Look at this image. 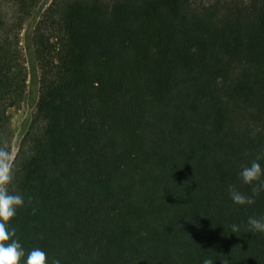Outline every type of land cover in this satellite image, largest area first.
I'll use <instances>...</instances> for the list:
<instances>
[{"label":"trees","instance_id":"1","mask_svg":"<svg viewBox=\"0 0 264 264\" xmlns=\"http://www.w3.org/2000/svg\"><path fill=\"white\" fill-rule=\"evenodd\" d=\"M39 1L0 7V147L38 97L9 185L21 264H264V192L228 193L264 153V0Z\"/></svg>","mask_w":264,"mask_h":264},{"label":"clouds","instance_id":"2","mask_svg":"<svg viewBox=\"0 0 264 264\" xmlns=\"http://www.w3.org/2000/svg\"><path fill=\"white\" fill-rule=\"evenodd\" d=\"M245 155L251 154L245 152ZM262 158L264 153L256 155L250 164L241 165L239 178L243 184L251 186L250 194L239 191L235 185L228 186L229 196L235 204L252 205L255 203V197L264 192V168L259 162ZM13 159L6 146L0 147V264H21L22 258L26 255L19 240L14 238L16 229L9 228L17 209L25 204L23 195L9 191V185L14 180ZM247 223L250 231L264 233V217H249ZM238 231L239 227L232 225V232ZM24 264H48L47 254L39 248H34L27 253ZM51 264H60V261L54 259ZM203 264H214V261L206 258Z\"/></svg>","mask_w":264,"mask_h":264},{"label":"rangeland","instance_id":"3","mask_svg":"<svg viewBox=\"0 0 264 264\" xmlns=\"http://www.w3.org/2000/svg\"><path fill=\"white\" fill-rule=\"evenodd\" d=\"M19 0H0L1 2V8L4 10L5 13H7L9 18H13L11 20H14L18 18L17 12H19L18 5L16 6V3ZM44 1V0H43ZM39 1V5L43 2ZM47 4L45 5L44 9L42 10L41 14L44 12V10L50 5L52 0H46ZM28 4V3H27ZM31 5H27L26 10H36L38 9V3L31 8ZM25 10V9H24ZM19 14V13H18ZM32 14V13H31ZM33 16L31 15L25 19V25L23 27V30L21 31L20 39L23 42L22 44L26 45L27 40V31L28 28L31 25ZM38 21V19H37ZM35 21V23L37 22ZM27 57V53H26ZM36 90V89H35ZM34 91L32 90V87L29 88L28 95L26 97V100L17 108H7L4 111L5 116L7 117V120L9 122V132H8V141L9 144L7 145V149L12 153L13 157L15 158L19 147L21 145V142L24 138V135L26 134L29 125L31 123V120L35 114L36 111V103L38 101V97L34 101H32V95ZM14 160V159H13Z\"/></svg>","mask_w":264,"mask_h":264}]
</instances>
